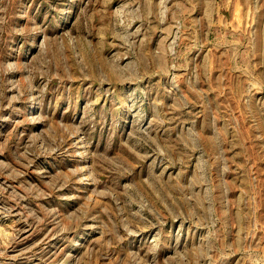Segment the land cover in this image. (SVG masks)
<instances>
[{
    "label": "rangeland",
    "instance_id": "1",
    "mask_svg": "<svg viewBox=\"0 0 264 264\" xmlns=\"http://www.w3.org/2000/svg\"><path fill=\"white\" fill-rule=\"evenodd\" d=\"M0 264H264V0H0Z\"/></svg>",
    "mask_w": 264,
    "mask_h": 264
}]
</instances>
